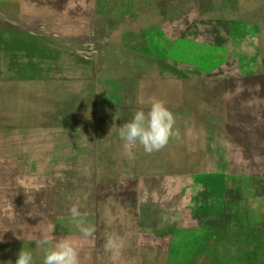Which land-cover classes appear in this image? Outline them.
I'll use <instances>...</instances> for the list:
<instances>
[{"label":"rangeland","instance_id":"1","mask_svg":"<svg viewBox=\"0 0 264 264\" xmlns=\"http://www.w3.org/2000/svg\"><path fill=\"white\" fill-rule=\"evenodd\" d=\"M74 1L0 0V264H42V235L80 264H264V0ZM154 100L176 135L130 158Z\"/></svg>","mask_w":264,"mask_h":264},{"label":"clouds","instance_id":"2","mask_svg":"<svg viewBox=\"0 0 264 264\" xmlns=\"http://www.w3.org/2000/svg\"><path fill=\"white\" fill-rule=\"evenodd\" d=\"M114 119H118L116 115ZM174 123V114L162 101L154 100L147 111L144 108L136 109L131 118L119 126L118 136L130 158L134 155L132 149L137 145L141 146L145 153L150 154L165 147L176 135ZM69 212L83 237H91L94 229L85 226L79 207L73 205ZM17 238L22 239L20 235H17ZM0 242H2V236H0ZM35 245L42 251V264H80L78 249L67 237L57 238L54 235H42L41 239L35 241ZM122 246V239L118 235H109L104 244L105 250L112 252ZM9 262L12 264L11 261ZM15 264H34L32 248L23 246Z\"/></svg>","mask_w":264,"mask_h":264},{"label":"trees","instance_id":"3","mask_svg":"<svg viewBox=\"0 0 264 264\" xmlns=\"http://www.w3.org/2000/svg\"><path fill=\"white\" fill-rule=\"evenodd\" d=\"M47 5V4H46ZM48 7H49V5H47ZM51 7V6H50ZM48 11H52V10H50V9H47ZM215 18V17H214ZM199 19V18H198ZM212 19V18H211ZM217 21V23L219 24V28H222V24H223V22H224V20H223V18H221V17H217V18H215V19H213V21ZM231 24H229V25H227V24H225L224 26H223V28H224V32L225 33H223L226 37H227V34H229V31H230V28H229V26H230ZM231 27V26H230ZM43 29V28H42ZM32 34H34V32L32 33ZM163 60L164 61H169L170 63H171V67H173L174 69H175V71H176V68L178 67V66H180V64H181V62H179V61H177V60H174V59H171V58H169V57H164L163 58ZM196 69H195V72L193 73V75H196V76H198L199 78H201V79H206V78H208V77H210L211 76V73H207V74H205L206 72L203 70V69H201L200 67H198V66H196L195 67ZM190 77V76H189ZM211 77H214V78H218V80H221V81H223V80H225V82L226 81H228V80H231L232 78H231V76H222V75H220V74H217V73H215L213 76H211ZM226 124L228 123H231L230 122V120H229V118L228 119H226ZM236 124V123H235ZM22 237H25V236H22ZM26 237H28V236H26ZM2 238L3 239H6V237H4V236H2ZM31 238V237H30ZM32 249H33V247H31Z\"/></svg>","mask_w":264,"mask_h":264},{"label":"water","instance_id":"4","mask_svg":"<svg viewBox=\"0 0 264 264\" xmlns=\"http://www.w3.org/2000/svg\"><path fill=\"white\" fill-rule=\"evenodd\" d=\"M74 2H75L74 0H71L70 3H74ZM76 2H77V1H76ZM82 6H83L85 9H90V10H92L91 0H83V2H82ZM44 11H45V10H44ZM45 13H47V12H45ZM212 19H215V18H212ZM223 20H224V22H223V24H222V28H220L221 33H225V32H224V28H223V26H224L225 24H227V25L231 24V21L226 20L225 18H223ZM193 21L195 22V23H194L195 25L198 24V18H196L194 14H193ZM43 31H44V32H43L44 34H47V31H46V30L43 29Z\"/></svg>","mask_w":264,"mask_h":264}]
</instances>
